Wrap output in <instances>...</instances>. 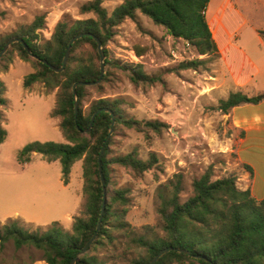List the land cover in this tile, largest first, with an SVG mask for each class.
<instances>
[{"label": "rangeland", "instance_id": "1", "mask_svg": "<svg viewBox=\"0 0 264 264\" xmlns=\"http://www.w3.org/2000/svg\"><path fill=\"white\" fill-rule=\"evenodd\" d=\"M88 1L0 0V42L42 16L44 25L38 31L42 45L51 40L57 23L95 18L92 13H80V6ZM123 1L103 0L102 7L110 15ZM215 5L212 0L208 19L219 18L217 31L212 29L218 55H199L139 12L135 20L125 19L116 26L115 35L106 43L105 50L112 62L121 67L139 65L145 75L156 80L135 85L123 69L105 66L107 79L102 90L88 88L82 109L85 111L99 97L121 98L126 102L122 105L125 117L163 125L159 133L149 132L145 136L119 124L111 134L108 158L136 151L138 158L145 161L153 152L163 172L147 171L142 177H135L126 168L111 167L108 189L128 190L130 205L124 220L130 228L116 233L112 244L94 251L107 264H130L138 256L139 251L129 243L128 233L147 239L164 235L156 209L159 195L164 193L162 186L174 175L183 177L181 202L192 195L193 180L208 168L212 169L213 180L233 176L237 179L236 186L242 187L239 178L244 172L234 152L241 131L231 124L229 112L223 115L216 108L230 93L243 91L249 97L255 95L252 83L240 91L230 83L231 74L236 75L237 69L241 77L249 72L246 56L260 68L256 82L264 89V40L256 32L264 29V0H237L225 4L219 13L215 12ZM90 53L91 48L85 44L78 57L84 59ZM186 62L197 64L183 68ZM227 68L232 69L230 76ZM32 72V62L20 60L16 51L0 60V82L6 100L0 107V124L6 132L0 145V224L16 220L23 230L37 232L56 222L70 231L73 218L82 216L85 201L82 160L72 165L69 182L64 185L59 161L47 162L38 154L25 165L17 159L20 151L33 142L66 143L59 119L50 116L58 90H47L39 82L25 89L23 79ZM0 259L6 264L43 262L40 250L33 247L16 250L12 241L5 243Z\"/></svg>", "mask_w": 264, "mask_h": 264}, {"label": "trees", "instance_id": "2", "mask_svg": "<svg viewBox=\"0 0 264 264\" xmlns=\"http://www.w3.org/2000/svg\"><path fill=\"white\" fill-rule=\"evenodd\" d=\"M102 2L103 0H89L81 5V14L92 13L95 18L57 23L51 40L42 45L38 35L44 25L42 16L21 26L0 42L1 51L9 40L20 39L39 59L28 56L21 43L11 44L5 53L8 55L11 51H16L20 60L32 62L34 72L24 77L25 89L39 82L47 90H58L55 107L50 116L59 119V128L66 140L65 144L30 143L18 154L19 163L27 164L34 154L40 155L47 162L59 161L62 182L67 185L72 165L82 160V195L85 197L82 216L73 218L70 231L63 230L56 222L37 232L23 230L16 220H7L0 224V252L5 243L12 241L16 250L23 247L40 250L41 260L45 264H71L73 259H76L75 264H107L94 251L112 244L116 233H124L130 228L124 220L130 205L128 190L108 189L111 167L116 165L126 168L135 177H142L147 171L163 172L160 161L153 152L149 153L145 161L138 158L136 151L108 158L111 135L100 160L106 197L101 226L87 251L80 255V251L96 232L99 221L103 190L98 155L111 127V115L115 118L113 131L122 124L147 136L149 132L159 133L163 125L156 121L140 122L125 117L122 105L126 102L121 98L99 97L84 111L82 101L86 97L87 89L101 91L107 73L94 86L76 87L78 111L75 117L72 86L78 82L97 80L100 62L95 41L89 36H83L72 43L63 71L50 70V65L61 67L66 48L74 36H96L104 50L105 66L123 69L135 85L152 84L156 79L145 75L139 65L121 67L117 62H112L105 46L115 35V27L125 19L135 20L137 12L148 17L155 25L162 26L173 39L183 40L199 55L216 54L205 18L209 0H124L110 15L102 7ZM85 44L91 48V53L87 58H79L78 52ZM137 55L140 56V52ZM40 60H45L48 64H43ZM196 64L186 62L182 67H196ZM3 93L4 86L0 82V107L6 104ZM262 100L264 92L250 97L243 92L230 93L226 99L219 101L216 110L226 115L236 106L256 104ZM94 114L96 115L91 128L87 132ZM240 134L242 136V132ZM5 138L6 132L0 124V145ZM242 168L252 175L249 166L243 165ZM212 176V169L208 168L199 178L193 180L192 195L184 202L180 201L179 196L182 191L181 174L174 175L172 180L164 183V193H160V203L156 209L164 235L147 239L144 236H134L132 232L128 233L129 243L139 251L130 264H148L158 252L168 247L181 249L187 254L176 250L167 251L154 264H264V198L256 200L249 188H238L237 179L233 176L215 180ZM0 264L6 262L0 259Z\"/></svg>", "mask_w": 264, "mask_h": 264}, {"label": "crops", "instance_id": "3", "mask_svg": "<svg viewBox=\"0 0 264 264\" xmlns=\"http://www.w3.org/2000/svg\"><path fill=\"white\" fill-rule=\"evenodd\" d=\"M211 1L212 0H209V4L206 8L205 18L215 45V52L218 55V48L215 43V35L212 32V29L214 27V30L217 31L216 25L219 18L215 19V16H211V19H208ZM215 1V12L219 13L222 9H224L225 4L228 3L231 5L232 2L237 0ZM256 32L259 38L264 40V34H260V32L264 33V29H258L256 30ZM237 34L238 33L236 32L235 34H233V36L235 37L237 36ZM232 42L233 41H231V43ZM246 58L249 62L247 65L249 68V72L246 73V76L241 77L242 75H240L241 73H239L237 69L236 75L231 74L232 82L230 81V83L233 88L237 89L238 91L242 90L243 88L247 87L248 84L252 83L250 87L252 88L253 92H255V95L253 96H256L264 92V89L256 82V77L260 74L261 70L258 65L253 62L248 56H246ZM227 71L230 76V72H232V69L227 68ZM228 116L233 127L239 129L242 132V136L237 141L234 150L237 161L241 166L247 165L252 170V175H249L243 169L244 174L240 176L241 178H239V181L242 183L241 189L244 190L246 188H249L250 193L254 199L262 200L264 198V100L256 104H242L236 106L229 111ZM38 263L45 264L44 261Z\"/></svg>", "mask_w": 264, "mask_h": 264}, {"label": "water", "instance_id": "4", "mask_svg": "<svg viewBox=\"0 0 264 264\" xmlns=\"http://www.w3.org/2000/svg\"><path fill=\"white\" fill-rule=\"evenodd\" d=\"M83 36H89V37H91L95 41V43L97 45V52H98V55H99V62H100V74H99L98 79L95 80V81H93V82H78V83L73 84L72 91H73V96H74V115H75V117H76V114H77V111H78V109H77L78 99H77V96H76V87H78V86H94V85L98 84L102 80V77L104 76L105 54H104V50H103L101 41L96 36H93V35H90V34H79V35H76V36H74L69 41V44H68V46L66 48V51H65V54H64V57H63V61H62L61 67L60 68H55V67H53L51 65L49 66L50 70H52L54 72H62L63 69H64V67H65V65H66V62H67V59H68V56H69V52H70V48H71L72 43L74 41H76L77 39L83 37ZM13 43H21L23 45L24 50L27 52L28 56H30L31 58H33L35 60H39L36 56H34L31 53V51L29 50V48L25 44H23L22 40L16 39V38L9 40L4 45V47L0 51V59L6 53V51L10 47V45L13 44ZM40 62H42L43 64H46V65L48 64L45 60H40ZM95 115L96 114H94L92 116L91 120H90L89 128L86 130L87 132L91 128V125H92V122H93V119H94ZM114 122H115V118H114L113 115H111V127H110V130H109V132H108V134L106 136V139L104 141V144L101 147L100 152H99V155H98L99 174H100V180H101V185H102V190H103V198H102V203H101V210H100V215H99V221H98V224H97L96 232L93 234V236L90 238V240L85 244V246L83 247V249L80 251V255L83 254V253H85L87 251V249L89 248V246L94 241V239L96 237V234L99 231L100 226H101V219H102L103 212H104V209H105L106 197H105V192H104V180H103V176H102V169H101V166H100V160H101L102 154L104 152L105 145L108 142V140H109V138H110V136H111V134L113 132ZM173 250H176L177 252H180V253L187 254L186 251H183L181 249H174L173 247H168V248L162 249L160 252H158L150 260V262L148 264H154L164 253H166L167 251H173ZM75 261H76V259H73L72 262H71V264H75Z\"/></svg>", "mask_w": 264, "mask_h": 264}]
</instances>
